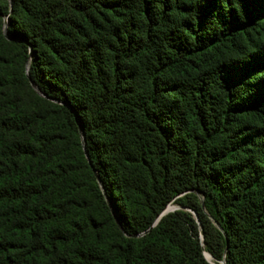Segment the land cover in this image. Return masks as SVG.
<instances>
[{
  "label": "trees",
  "instance_id": "1",
  "mask_svg": "<svg viewBox=\"0 0 264 264\" xmlns=\"http://www.w3.org/2000/svg\"><path fill=\"white\" fill-rule=\"evenodd\" d=\"M207 254L264 264V0H0V264Z\"/></svg>",
  "mask_w": 264,
  "mask_h": 264
},
{
  "label": "bare ground",
  "instance_id": "2",
  "mask_svg": "<svg viewBox=\"0 0 264 264\" xmlns=\"http://www.w3.org/2000/svg\"><path fill=\"white\" fill-rule=\"evenodd\" d=\"M171 208H172V207H169L168 210L171 209ZM207 258H208V260H209L211 263L214 264V261H213L212 257H211L209 254H207Z\"/></svg>",
  "mask_w": 264,
  "mask_h": 264
},
{
  "label": "water",
  "instance_id": "3",
  "mask_svg": "<svg viewBox=\"0 0 264 264\" xmlns=\"http://www.w3.org/2000/svg\"><path fill=\"white\" fill-rule=\"evenodd\" d=\"M34 85V84H33ZM35 86V85H34ZM173 209L171 208V209H167L165 212H164V214H166V213H168V212H170V211H172ZM197 217V216H196Z\"/></svg>",
  "mask_w": 264,
  "mask_h": 264
},
{
  "label": "rangeland",
  "instance_id": "4",
  "mask_svg": "<svg viewBox=\"0 0 264 264\" xmlns=\"http://www.w3.org/2000/svg\"><path fill=\"white\" fill-rule=\"evenodd\" d=\"M170 207H172V209H173V210L176 208V206H175V205H171Z\"/></svg>",
  "mask_w": 264,
  "mask_h": 264
}]
</instances>
